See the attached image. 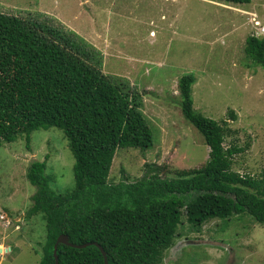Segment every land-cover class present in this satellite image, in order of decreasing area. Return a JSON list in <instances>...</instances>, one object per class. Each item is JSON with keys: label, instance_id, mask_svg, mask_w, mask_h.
Here are the masks:
<instances>
[{"label": "rangeland", "instance_id": "rangeland-1", "mask_svg": "<svg viewBox=\"0 0 264 264\" xmlns=\"http://www.w3.org/2000/svg\"><path fill=\"white\" fill-rule=\"evenodd\" d=\"M0 12L74 32L102 55L105 75L141 96L154 145L118 149L111 183L136 182L150 167L176 177L178 170L205 164L210 148L180 107L178 83L186 74L196 79L194 109L227 121L223 145L245 149L234 170L253 176L264 171V70L245 55L249 36L264 38V0H0ZM47 156L52 188L71 190L74 157L62 130H35L28 142L20 136L0 147V215L11 220L8 228L0 221V264L41 260L46 222L42 214L25 218L36 193L26 172ZM178 232L159 264H264V225L248 213L195 229L184 218Z\"/></svg>", "mask_w": 264, "mask_h": 264}, {"label": "trees", "instance_id": "trees-1", "mask_svg": "<svg viewBox=\"0 0 264 264\" xmlns=\"http://www.w3.org/2000/svg\"><path fill=\"white\" fill-rule=\"evenodd\" d=\"M245 55L264 70V38L249 36ZM102 60L74 32L0 12V147L56 127L74 157L75 183L65 193L52 188L48 156L27 168L36 193L25 218L42 214L46 222L39 264H55L54 246L62 234L73 244L98 243L109 264H159L184 218L195 229L248 213L264 225V171L253 176L234 170L236 155L245 149L223 145L227 121L194 109L192 74L179 79L180 107L210 148L205 164L178 170L176 177H163L155 166L136 182L109 181L118 149L145 151L154 138L141 96L124 92L127 85L105 75ZM56 253L58 264H105L93 244L80 249L59 244Z\"/></svg>", "mask_w": 264, "mask_h": 264}, {"label": "water", "instance_id": "water-1", "mask_svg": "<svg viewBox=\"0 0 264 264\" xmlns=\"http://www.w3.org/2000/svg\"><path fill=\"white\" fill-rule=\"evenodd\" d=\"M59 244H65V245L71 246L73 248H79V249L80 248H86V247H88V246H90V245L93 244L94 246H97L101 250V252H102V254L104 256V262H105V264H109L108 263V258H107L106 252L104 251V249L102 248V246L99 245L98 243H96V242H94V243H85V244H81V245L73 244V243H70L69 242L68 236L67 235H63V234L58 237V239H57V241L55 243V246H54L55 264H58L59 263L58 257H57V253H56L57 252V247H58ZM0 251H1V249H0Z\"/></svg>", "mask_w": 264, "mask_h": 264}, {"label": "clouds", "instance_id": "clouds-1", "mask_svg": "<svg viewBox=\"0 0 264 264\" xmlns=\"http://www.w3.org/2000/svg\"><path fill=\"white\" fill-rule=\"evenodd\" d=\"M257 36V35H256ZM258 37V36H257ZM179 84V83H178ZM0 221L1 222H3V224H5V226L4 227H6V228H8L10 225V222L9 221H11L9 218L7 219V217L5 216V215H0ZM0 249H1V247H0ZM8 250H9V248H4V253H7L8 252ZM3 251H2V249H1V253H2Z\"/></svg>", "mask_w": 264, "mask_h": 264}, {"label": "bare ground", "instance_id": "bare-ground-1", "mask_svg": "<svg viewBox=\"0 0 264 264\" xmlns=\"http://www.w3.org/2000/svg\"><path fill=\"white\" fill-rule=\"evenodd\" d=\"M2 249V248H1ZM2 251H3V249H2Z\"/></svg>", "mask_w": 264, "mask_h": 264}, {"label": "crops", "instance_id": "crops-1", "mask_svg": "<svg viewBox=\"0 0 264 264\" xmlns=\"http://www.w3.org/2000/svg\"><path fill=\"white\" fill-rule=\"evenodd\" d=\"M0 246H3V245H0Z\"/></svg>", "mask_w": 264, "mask_h": 264}]
</instances>
